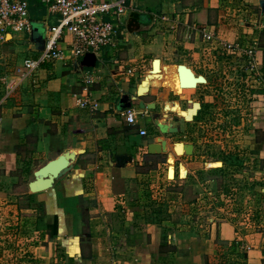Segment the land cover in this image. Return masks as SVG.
<instances>
[{
    "label": "crops",
    "instance_id": "crops-1",
    "mask_svg": "<svg viewBox=\"0 0 264 264\" xmlns=\"http://www.w3.org/2000/svg\"><path fill=\"white\" fill-rule=\"evenodd\" d=\"M258 2L124 0L117 36L89 53L94 67L81 65L85 56L70 54L71 36L65 32L58 45L65 50L63 61L44 63L26 77L18 73L0 99V264H219L226 250L231 252L227 264H264V13ZM137 15L150 20L143 22ZM30 20L48 28L46 17ZM9 37L13 40L12 34ZM224 43L254 47L255 69L250 71L246 56L226 50ZM155 59L160 60L159 72L149 74ZM180 64L202 75L205 84L189 90L172 86L168 72L178 80ZM237 66L245 68L253 89L248 149L241 156L257 164L243 173V185L259 195L245 196L242 210L236 198L240 189L230 186L225 203H233L232 208L222 211L214 178L225 169L232 172L230 167L218 164V170L210 171L197 165L201 151L193 144L191 155L179 157L169 137L205 123L221 76ZM85 74L92 80L86 96L95 105L93 111L79 107L74 97L84 96ZM138 86L143 93L136 97ZM122 94L136 97L128 109L136 114L135 124H128L127 110L118 108ZM190 101L198 102L200 109L185 122L171 110L185 111ZM139 102L154 108L141 110ZM155 119L179 131L162 135ZM141 129L145 136L139 135ZM158 137L166 140L167 153L148 154V144ZM78 149L83 153L52 188L29 192L35 167ZM117 155H128L131 162L117 167ZM157 156L165 159L157 168L139 170L144 157ZM183 158V164L177 163ZM179 164L187 172L182 179ZM175 185L185 189L173 190ZM208 185L215 202L200 195L183 196L188 187L198 191ZM207 207H212L210 212Z\"/></svg>",
    "mask_w": 264,
    "mask_h": 264
},
{
    "label": "rangeland",
    "instance_id": "rangeland-1",
    "mask_svg": "<svg viewBox=\"0 0 264 264\" xmlns=\"http://www.w3.org/2000/svg\"><path fill=\"white\" fill-rule=\"evenodd\" d=\"M31 1V7L29 9V14L32 19L46 17L48 22V28L51 25L55 24V17L58 18L57 15H51L47 12L46 7L39 5L37 3H33L34 0ZM106 20L116 21V18L113 16L110 18L107 15H103ZM33 26L38 27L42 31L45 32V26L37 20H33ZM13 36V40L9 36H5V42L0 40V99L5 94L6 90L10 88V82L18 75V66H21L22 60L25 58L36 59L39 56V52L33 49L31 42L29 41V34L20 31V32H11ZM66 34L63 33L62 38L65 39ZM152 64V63H151ZM43 65V64H42ZM40 67V66H39ZM245 68H239L238 66L235 69H232L230 72L226 71L224 76H221L220 88L217 93V97L214 99L213 110L209 113L208 119L204 124L201 125L200 128L196 127H187L183 133L178 137H169L173 142H182L184 144H193L197 147L198 150L201 151L199 154V158H195V160L200 161L197 165H205L207 169L214 168L213 170H218L220 167L217 166H225L226 168L230 167L232 172H229L225 169V173H220L214 179L217 181V185H219L217 191L219 190V207L222 211H227L229 208H232V204L225 203L228 195L226 192V188L230 186L237 190L236 198L240 200V209L244 210L242 200L247 195L257 196L259 195L258 190H252V187L244 188V172L249 170V167L253 169L257 167V164L252 159H248L245 156H241L242 152H245L248 149V131L251 128V108L250 101L253 89L250 88V83L247 82L244 70ZM158 73V72H156ZM225 77V79H224ZM224 79V80H223ZM16 82V80H15ZM186 142V143H185ZM177 155V153H176ZM244 155V154H243ZM182 157L183 155H177ZM203 157V158H201ZM193 160V159H192ZM165 159L163 157L160 158H146L144 157V165L139 169L140 171L147 170L148 168H157V166L163 163ZM184 163L185 158L181 161H177V163ZM172 163L171 171L168 172V176L170 179L174 176L173 167L177 164ZM203 163V164H200ZM196 164V163H195ZM219 164V165H218ZM42 166V165H41ZM38 165L34 169L41 167ZM236 166V167H235ZM235 167V168H233ZM169 170V169H168ZM222 170V169H221ZM211 171V170H210ZM223 171V170H222ZM167 173V170L165 169ZM186 169L181 168L180 178H184V173ZM187 173V172H186ZM164 174V173H163ZM254 175L253 172L251 173ZM33 175V174H32ZM209 177H207L208 179ZM254 179V177H252ZM245 182H249V180H245ZM240 184V185H239ZM253 185H255L253 183ZM174 188V189H173ZM173 190L178 191L179 189L183 191L185 189L184 185H175L173 186ZM210 185L204 186V188L198 189L195 191L193 188L188 187L186 196L184 198L189 199L193 196H203L204 199L210 197V199L215 197L212 196V189ZM205 189V190H204ZM252 191V193H243L244 190ZM240 192V193H239ZM245 192V191H244ZM184 194V192H182ZM235 193V192H234ZM218 199V197H216ZM224 202V203H222ZM211 203V202H210ZM227 204V206H226ZM173 206L179 207L182 206L178 202H174ZM222 206V207H221ZM226 207V209L223 208ZM206 207V206H205ZM218 207V206H217ZM235 206H233L234 208ZM185 207H182L184 209ZM208 208V207H207ZM212 207L208 208V212H210ZM180 211L181 209H177ZM203 217L206 218V210H204ZM239 212V211H238ZM254 213V211H252ZM259 212V210H257ZM226 216V215H225ZM258 223V222H257ZM199 224V223H198ZM202 224H207V220L205 219ZM199 224V225H202ZM261 231V230H260ZM259 231V233H260ZM220 246H225V243L219 241ZM229 255L231 252L227 250L223 252L219 257L217 263L219 264H227V261L230 260ZM237 258V257H236ZM238 259H241L238 256ZM237 263V262H236ZM232 264V261L230 262Z\"/></svg>",
    "mask_w": 264,
    "mask_h": 264
},
{
    "label": "built area",
    "instance_id": "built-area-1",
    "mask_svg": "<svg viewBox=\"0 0 264 264\" xmlns=\"http://www.w3.org/2000/svg\"><path fill=\"white\" fill-rule=\"evenodd\" d=\"M46 7L51 15H57L56 24L46 28L45 47L36 59L25 58L18 68L21 77H26L30 72L39 68L44 63H52L64 60V52L58 47L61 36L67 32L71 36L68 51L74 58H80L89 53H96L101 47L109 44L118 34L121 19L125 13L124 0H34ZM30 0H0V40L5 42V36L11 32L24 31L29 34L31 20L29 9ZM103 15L116 21L106 20ZM262 31L264 34V15L262 16ZM206 40L211 39L210 34H203ZM226 50L241 53L248 59L249 70L255 69L254 47L242 49L236 44L224 43ZM27 72V73H26ZM92 83L88 74L82 78L83 97L74 94L77 105L81 108L88 107L90 111L95 109L86 96ZM128 124L136 123V114L133 111L125 112ZM140 136H145V130H139Z\"/></svg>",
    "mask_w": 264,
    "mask_h": 264
},
{
    "label": "water",
    "instance_id": "water-1",
    "mask_svg": "<svg viewBox=\"0 0 264 264\" xmlns=\"http://www.w3.org/2000/svg\"><path fill=\"white\" fill-rule=\"evenodd\" d=\"M258 5L260 9L264 13V0H259ZM140 20L143 22L149 21L150 16L148 15H139ZM10 36V35H8ZM45 32L39 29L36 26H33V22H31V28L29 32V41L31 42L33 49L37 52H42L45 47ZM93 54H86L83 58L81 65L86 67H94L95 62H88L92 60ZM160 68V60L155 59L152 62L151 70L149 74H155V72H159ZM176 71L178 74V86L182 90H189L190 88H195L197 85L205 84L206 80L202 75L195 76L191 70L183 64H180L176 67ZM148 76V75H147ZM144 79H146V77ZM150 76V75H149ZM143 83V80L141 81ZM139 86L137 87L136 97L142 96L139 94ZM136 97H129L126 94H122L118 100V108L120 110H128L131 108V104ZM191 108L187 110H181L177 113V116H180L185 122H191L193 118L196 116L198 110L200 109V104L198 102L190 101ZM139 108L143 110L144 108H154V106L144 105L143 102H139ZM186 113V116H182V114ZM155 126L158 128L159 132L162 135L166 134H176L179 131L178 126H173V124L162 122L159 119L154 120ZM177 149L183 150V156H189L193 152V145L184 144L182 142L173 143V150ZM177 152V151H176ZM83 150H70L65 151L60 154L58 157L48 161L43 166L38 168L33 173V180L28 183V190L30 193H39L42 191H46L53 187L56 180L64 176L68 171L72 168V162L75 160V157L79 154H82ZM147 153L151 155H159L167 153L166 150V140L164 138L158 137L156 142L150 143L147 146ZM131 162V157L128 155H117L115 157V165L117 167H122L123 165ZM179 176L181 174V164L178 166ZM185 172V177H186Z\"/></svg>",
    "mask_w": 264,
    "mask_h": 264
},
{
    "label": "bare ground",
    "instance_id": "bare-ground-1",
    "mask_svg": "<svg viewBox=\"0 0 264 264\" xmlns=\"http://www.w3.org/2000/svg\"><path fill=\"white\" fill-rule=\"evenodd\" d=\"M168 75L170 76L169 77V80H170V84L172 85V86H177L178 87V80H177V76L176 75H174V74H172V73H170V72H168ZM146 79H151V77L149 78V77H147ZM145 82V81H144ZM143 82V83H144ZM178 89H179V87H178ZM139 94L141 95L142 93H143V90L141 89V86L139 87ZM142 92V93H141ZM176 107V106H175ZM167 110H170V107H167ZM171 111H173V112H178L179 113V110H177L176 108H172V110ZM180 116H181V114H179ZM182 116H186V113H184V114H182ZM177 151V152H176ZM175 151V153H177V155H182V153H183V150H179V149H177Z\"/></svg>",
    "mask_w": 264,
    "mask_h": 264
},
{
    "label": "trees",
    "instance_id": "trees-1",
    "mask_svg": "<svg viewBox=\"0 0 264 264\" xmlns=\"http://www.w3.org/2000/svg\"><path fill=\"white\" fill-rule=\"evenodd\" d=\"M137 17L139 18V15H137ZM150 157H152V156H150ZM155 157V156H154ZM160 156H157L156 158H159ZM162 157V156H161ZM148 170H151V168L150 169H148ZM226 192H227V190H226Z\"/></svg>",
    "mask_w": 264,
    "mask_h": 264
}]
</instances>
